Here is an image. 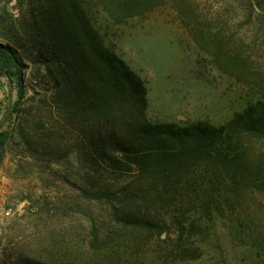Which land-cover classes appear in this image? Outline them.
<instances>
[{"label":"rangeland","instance_id":"1","mask_svg":"<svg viewBox=\"0 0 264 264\" xmlns=\"http://www.w3.org/2000/svg\"><path fill=\"white\" fill-rule=\"evenodd\" d=\"M150 4L142 15L119 24L96 7L90 11L105 45L143 81L150 122L220 126L264 95V0H151ZM30 7L31 2L25 0L0 2V43L12 45L21 39L12 23L26 16ZM180 8L189 15L193 12V18L181 16ZM193 19L211 34L220 32L230 38V48L235 41L252 73L239 80L228 76L207 52L198 49L189 32L196 28ZM25 63V105L35 110L45 88L32 75L35 65ZM0 82L5 100L11 93V111L16 90L5 77L0 76ZM23 120L13 117L0 125L11 133L0 162V264H23L24 260L40 264H264V195L255 205L235 203L233 209L212 213L209 219L186 214L183 229L177 225L182 219L179 214L163 211L151 215L157 230H124L113 223L104 201L80 191L90 180L76 136L68 134L56 148L62 151L60 155L70 152L73 157L56 159L48 154L41 161L39 147L27 146L19 137L18 122L27 133L37 124V141L49 142L58 137L53 118L45 108L27 117L28 124Z\"/></svg>","mask_w":264,"mask_h":264},{"label":"trees","instance_id":"2","mask_svg":"<svg viewBox=\"0 0 264 264\" xmlns=\"http://www.w3.org/2000/svg\"><path fill=\"white\" fill-rule=\"evenodd\" d=\"M25 1L31 2L28 13L12 23L21 39L12 45L0 43V76L16 90L6 123L13 117L26 121L45 108L53 118L58 137L49 142L37 141V124L27 133L18 122L19 137L25 145L39 147L41 161L48 154L73 157L70 152L60 155L56 148L68 134L76 136L90 180L80 191L104 201L113 223L133 232L157 230L152 213L179 214L177 225L183 229L186 214L209 219L235 203H258L264 195V95L220 126L152 123L143 81L105 45L90 12L96 7L119 24L149 10L151 0ZM177 11L193 18V12ZM192 21L193 42L228 76L239 80L252 73L235 41L230 48V38ZM25 60L35 65L32 75L45 88L35 110L25 105ZM10 137L9 130L0 131V162Z\"/></svg>","mask_w":264,"mask_h":264},{"label":"crops","instance_id":"3","mask_svg":"<svg viewBox=\"0 0 264 264\" xmlns=\"http://www.w3.org/2000/svg\"><path fill=\"white\" fill-rule=\"evenodd\" d=\"M8 104H10L9 97L7 96V99L5 100L2 82H0V121H2L5 116Z\"/></svg>","mask_w":264,"mask_h":264},{"label":"water","instance_id":"4","mask_svg":"<svg viewBox=\"0 0 264 264\" xmlns=\"http://www.w3.org/2000/svg\"><path fill=\"white\" fill-rule=\"evenodd\" d=\"M8 97H9V100H10V98H11V93L10 92L8 93ZM9 114H10V104H8V106H7V110H6L5 116H4L3 120L0 122V125L4 124L6 122V120L9 117Z\"/></svg>","mask_w":264,"mask_h":264}]
</instances>
